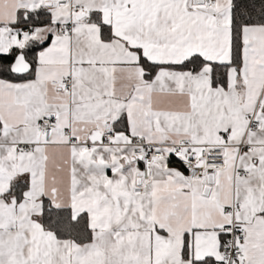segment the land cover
Returning <instances> with one entry per match:
<instances>
[{"label": "snow or ice", "instance_id": "obj_1", "mask_svg": "<svg viewBox=\"0 0 264 264\" xmlns=\"http://www.w3.org/2000/svg\"><path fill=\"white\" fill-rule=\"evenodd\" d=\"M0 264H264V0H0Z\"/></svg>", "mask_w": 264, "mask_h": 264}]
</instances>
